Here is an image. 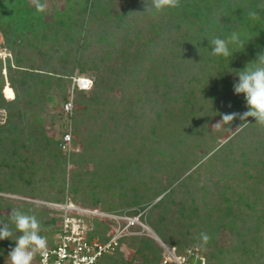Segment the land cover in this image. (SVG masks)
Segmentation results:
<instances>
[{
	"label": "trees",
	"instance_id": "trees-1",
	"mask_svg": "<svg viewBox=\"0 0 264 264\" xmlns=\"http://www.w3.org/2000/svg\"><path fill=\"white\" fill-rule=\"evenodd\" d=\"M115 1L77 0L79 4V7H77L71 0H68L69 7H56L57 19L54 23L58 25V28H55L57 30L55 32L56 37H59V33H63L69 42L71 39V41L73 40L76 43L75 38L70 36L64 28L68 26L67 19L74 18V15L77 14L80 17V14H82V17L86 19H83L80 25L84 24L83 22L86 20V25L88 22L95 25L96 28L98 27V32H95V34L106 44L103 55L97 58L91 57L84 53V50L87 49L88 41L84 42L82 36H79L81 43L78 40L76 44L81 46V48L79 53L76 49L74 58L70 57L72 50L69 49L70 46L64 48V54L67 55L66 58L69 59V63L73 64V67L59 72L56 67L46 70L40 68L34 58L28 53V49L31 48L33 43L30 36L38 35L41 27L49 26V24L45 23L43 19L44 12L40 10L38 4L32 3L31 0H0V31L4 36V41L0 42V46L4 45L15 53V66L12 67L10 62H8L7 75L2 74V72L0 75V107H5L8 111L6 123L0 125V192L28 194L31 191L33 193L35 188L34 180L39 173L38 185L40 192L38 195L46 196V192L52 185L57 186V189L65 195L67 187L66 150L63 149L62 142L68 127V121L66 129L63 130L62 128L61 136L57 138L47 136L43 127L44 118L42 117V111H45L43 104L46 100H44L45 98L42 100V96L44 97L48 91L45 92L44 89L46 88L41 87L47 86L49 89L52 83H56L62 89L64 84L69 83L73 79L75 67H78L82 72L91 73L93 79V85L89 89V91L91 90L90 95L86 97L87 101L84 100L85 108L89 110L86 114L87 118H79L78 122L83 124L88 122L91 116L90 106L99 103L104 96H107L106 92L110 89L108 81L113 80L114 83H123V88L126 91H131L133 97L139 95L137 97L143 99V92L148 97H156L155 100L158 101V110L156 112L158 114L153 119L152 125L154 124L157 127L162 125L165 117H173V119L178 120L176 115L179 113L176 115L174 113L178 110L177 105H180V110L184 111L188 105L187 102L185 104L184 98L196 93L195 91L200 93L202 91V94H205L206 91L207 96L211 98L214 96L218 97L217 91H215L217 88L214 87L219 85L218 80L213 81L218 78L219 68L218 66L216 68V63L224 66L225 58L210 54L211 45L207 37L210 38L212 35H216L226 38L232 32L239 33L242 38L240 40L245 42V44L243 49L239 45H235V51L237 52H235V58L237 55L243 61L235 62V60H232L229 64V69H234L235 67V69L239 68V71H241L246 67L242 63L253 62L259 53L264 52V0H180L178 8L166 9L159 14L143 12V0H120L119 10L115 12V6L119 4ZM148 2L150 3V0ZM136 10H138V17L136 19L130 18V13H136ZM251 11H255L259 19L252 20L249 17V12ZM79 21L80 18H77L74 23ZM250 21H254V25H250ZM120 29H125L126 33L121 37H117V34L121 35ZM87 30L90 29H86L85 33ZM165 31L172 32L164 37ZM90 35H92V31H88L86 36ZM108 37L110 38L109 40L106 39ZM247 39L251 41V44H248ZM232 45H229L230 51L232 50ZM192 59L209 69L215 70L216 68V72H213L214 74L212 73L206 79L207 87L198 88L196 85L201 80L195 74L193 75L192 69L191 71L189 70V67L192 66L189 60ZM110 61L113 63V67L108 65ZM0 69H2L1 60ZM223 70L224 72L226 71V69ZM5 77L8 78L9 85L7 86ZM234 84L232 81L228 82V84L223 85L221 91L224 95H227V99H232V95H235L237 100L242 97L240 106L234 105L228 107L229 109H224L228 114H238L237 118L231 122V125L240 127L245 121L241 120L239 116L247 111L248 108L246 103L244 104L246 102L244 95L234 93ZM144 86H148V88L143 91L142 88ZM75 89H77L74 95L76 103L85 98V96L81 95L86 91ZM230 89L231 93L228 92ZM69 91V87H64L65 99L63 103L71 97ZM222 95L218 98L222 99L225 97ZM37 97L41 98L37 100ZM213 102L215 103V101ZM105 103L106 101L103 100L101 104L105 105ZM216 107H218V104ZM102 109H105V106ZM162 113L167 114L164 116ZM187 116H181L182 118L179 121L184 129L188 130V127H190L191 133L203 135L202 131H200V123L203 124V117L200 111L193 116V118L197 119H191L189 111ZM78 122H74L75 128L73 131L75 133L80 131L79 127L76 126ZM103 124H107V122ZM256 124L253 118L250 123L242 127L239 132L231 136L216 150L214 149L219 146L218 144L206 146L204 157L211 151L212 154L209 158L216 159L220 154H225V152L230 155V147H232L234 141L236 142L245 133L247 136H251V141L247 142L249 145H246L247 150L243 152V156L246 157V163L257 167L258 165H253L252 161L258 159L261 164H264V135L254 131L259 126V124L257 126ZM212 136L215 137L214 134ZM159 138H162V136ZM152 147L155 148V151H160L157 147ZM175 147L180 153L185 152V150L179 148V145H175ZM146 150L147 147L143 148L142 146L139 149L137 155L139 158L136 159L137 163H139L137 164L138 166L136 164L134 166V170H138L134 173L135 177H137L138 172L140 173V166L143 161H150L152 164L155 162V160L146 155ZM157 152H152L151 155L157 154ZM253 154L255 157H252ZM186 155V157H182L184 164L176 174H171L170 177L168 175L165 179L159 180L158 184L151 188V192L142 194L141 197L143 198H147V195L152 196V199L158 198L151 208H167L172 201H175L173 196L176 190L180 189V187L188 186L187 183L192 177L193 171L186 176L184 174L195 164L198 165L199 160L190 159L192 152H188ZM257 155L258 157L256 158ZM52 157L55 158V162L50 164L48 159H52ZM201 164L199 163L197 168ZM242 164L245 165L243 162ZM125 166H129V164ZM256 170L261 176L259 183H264V168L257 167ZM183 171L185 172L183 173ZM131 173L133 172H130V175ZM113 174L119 176V171H115ZM103 177L106 179L107 176L103 175ZM250 177L254 178L255 176L250 174ZM60 178H62L63 183L58 186L57 180ZM76 178L79 179L75 180ZM110 178H112L110 183L116 182L112 176ZM82 180V174L76 173L75 178L71 180V189L69 188L72 195L67 197V199L73 200L84 207L99 208L104 211L116 208L117 202L112 200L105 202L101 196L90 194L91 196L87 199L83 197L84 191H81L82 188L78 189L76 187V182ZM243 180L246 181V178ZM245 188L252 189L254 193L244 192L239 194V206H232L235 201V194L224 197L223 195L220 196L221 193L213 192L210 189L207 192H196V190L195 192H190L189 190L186 198L178 206L182 214L191 219L190 225L195 227L197 231H203V224L211 219H214L220 225L226 219L231 221L230 224L232 225L235 222L237 224L241 222L239 218V215H241L245 221L256 222V226L251 228L244 224L243 227L245 226L246 229L244 234H240V229L243 227H237L236 231L237 236L240 237L237 250L239 251L240 249L242 251L239 257L243 259L244 263L247 262L248 264L251 260L250 258L256 255L257 251H260L262 256H264V207L257 206L260 200L259 187L247 185ZM198 193L204 194L202 201L209 206L207 215H203L205 218L196 213L202 202H199V198H197ZM123 194L128 195L126 189L124 191L121 190V197ZM191 196L192 200H190ZM141 197L135 193L132 198H124L126 200L123 205L138 206L142 203ZM210 198L216 199L206 201V199ZM53 199L54 202L67 200L61 195H57ZM147 200L149 201V198ZM147 200L142 204H145ZM122 203L123 201L120 205ZM13 208L35 215L40 221L42 228L45 229L41 232V235L51 234L48 241H52V237L60 227V222L63 218L62 210L50 206L38 209L35 208L34 204L24 201L16 202L14 199L0 196V220L9 223V226L13 229L12 240L15 239V227L11 224L9 215ZM242 210L245 211L243 212ZM150 216L149 214L147 217H149L151 225L159 236L166 243L176 246L178 257L185 256L188 259L187 256H191L188 250L197 248L198 252L200 251L206 257L204 264H207L208 260H211L212 254L216 253L214 247L210 254L206 252L205 248H212V246L209 244L205 246L202 243L205 241V236L216 238L217 233L214 234L212 232L201 238H199V235L194 238H186L182 236L181 232H169V224L175 223V217L170 220L165 212H162L158 220H153ZM92 217L94 225L89 230L90 236H98L103 240L108 239L113 232L114 222L109 220V218ZM86 218L88 219L89 217ZM12 240H0V264H10L6 260L10 250L15 247V242ZM127 240H130L129 243L133 246L134 241H139L137 251L143 256V261L140 264H161L162 248L156 240L145 236L122 237L119 245L122 246ZM207 240L211 241L213 239L209 238ZM121 246H118L112 254H105L101 259V264H129V262L124 263L117 256L120 254ZM222 249L220 248V251ZM261 262L258 260V264ZM174 264H177V262L174 261Z\"/></svg>",
	"mask_w": 264,
	"mask_h": 264
},
{
	"label": "rangeland",
	"instance_id": "rangeland-1",
	"mask_svg": "<svg viewBox=\"0 0 264 264\" xmlns=\"http://www.w3.org/2000/svg\"><path fill=\"white\" fill-rule=\"evenodd\" d=\"M71 1L74 5L79 7L77 0ZM31 2L38 4L40 10L42 6V11L44 12L43 19L45 23L49 24V26L41 27L38 35L30 36L33 43L31 48L28 49V53L34 58L40 68L46 70L56 67L59 72H62L66 68H72L73 64L69 63V59L66 58L67 55L64 54V48L70 46L69 49H72L70 57L74 58L76 49L79 53V49L81 48V46L76 44L79 40V36H82L84 42L88 41L87 49L84 50L85 54L96 58L104 54L106 44L95 34V32H98V27L96 28L95 25L88 22L86 25V20L83 22L84 24L80 25V23H82L81 21L86 19L85 17H82V14H80V17L77 14L74 15V18L72 17L67 19L68 26L64 28L70 36L75 38L76 43H74L73 40L71 41V39L69 42L63 33H59V37H56L57 35L55 32L58 28V25L54 24L57 19L56 7H69L68 0H31ZM115 2L119 3L118 5L116 4L114 9L115 12H118L121 2L120 0H116ZM114 11L112 12L114 13ZM137 12L138 10H136V13H130V18L136 19L138 17ZM77 18H80V21L74 23ZM250 25H254V21H250ZM86 29L90 30H87L85 33ZM88 31H92V35L87 37L86 35ZM171 32L172 31H165L164 37ZM120 33L121 35L117 34V37L123 36L126 33V30L122 29ZM106 39L109 40L110 38L108 37ZM240 39H242L241 36ZM3 41L4 36L0 31V42ZM248 44H251L250 40L248 41ZM0 52V60L2 61L0 75L1 72L4 74V70H6L7 75L6 68L8 67V62H10L12 67L15 66V53L4 45L0 46ZM231 52H233V55L224 59V66H220L216 63V68L217 66L219 68L218 78L213 81L215 82L218 80V87L214 86L217 88L215 91H217L218 97L223 94L221 91L223 85H226L231 81L233 83L238 82V76L236 73L239 72V68L235 69L234 67V69H229V64L232 60H235V62H242L243 60L239 59L237 55L235 58V44L232 45ZM189 61L192 64V66L189 67V70L191 71L192 69L191 72L193 75L195 74V76L201 80L200 83L196 84L198 88L204 86L207 87L208 83L206 79H208L213 72H216V68L215 70L209 69L204 67L202 64L195 62L193 59ZM109 63L110 64L108 65L113 67V63H111V61ZM242 64L246 66L248 63L245 62ZM223 69H226V71L224 72ZM75 75H86L92 78L91 73L82 72L78 67H75L74 69L73 77ZM5 79L8 83V78L5 77ZM73 83L74 80L71 79L69 83L64 84V87H69V95L73 96L74 99L77 89L73 88ZM123 85V83L119 82L114 83L113 80L108 81V87H110V89L106 92L107 96H104L103 98V100L106 101L105 105L101 104L103 101L101 100L99 103L90 106L91 118L89 117L88 122H85L84 124L78 122L77 120L79 118H85L87 112L89 111L85 108L86 104L84 103V100L87 101L86 97H89L91 90H85L86 92L81 95L85 96L83 100H79L76 103L74 101V112L72 116V145L71 149H65L67 171V187L65 195L57 189V186L53 185L46 192V196L38 195L40 192L38 185L40 175L38 173L34 180L35 188L33 193H31V191L28 194L0 192V196L14 199L16 202H28L34 204L35 208L41 209L44 208V206L48 207L49 205L45 202L53 201V198L57 195L64 196L65 199L71 196L72 193L69 190V188L71 189V180L75 178L76 173H81L83 180L79 181L80 183L76 182V187H78V189L82 188L81 191H84L82 194L83 197L87 199L91 196L90 194L101 196L105 202H109L111 200L117 202L116 208L109 209L106 212L112 214L136 215L140 217V221L143 225H135L131 228L133 232L125 235L124 237L145 236L156 240L162 248L161 264H174V261H176L177 264H186L184 260H187L184 256L180 259L182 262L178 261L176 258V256H178L176 246L166 243L155 231L149 221V217H147L150 214L152 216H150L151 219L158 220L162 212H165L170 220L174 217L176 219L175 223L169 224V232H181V234H183L182 236H185L186 238H194L197 235L201 238L202 236L209 235L212 232L214 234L217 233L216 238L207 236V239L212 238L213 240L208 241L205 239L202 243V245L205 246L207 244L212 246V248H205V251L209 254L213 251V247L214 250L216 249V253L212 254V258L211 260H208L207 264H247V262L244 263L243 259L239 257L242 254V251L240 249L239 251L237 250V244L240 241V237L237 236L236 231L237 227L241 228L244 224H246L249 228L255 227L256 222L245 221L241 215H239L241 222H238V224L235 222L232 225L230 224L231 221L226 219L221 222V225L215 222L214 219H211L207 220L205 224H203V231H197L195 227L190 225L192 222L191 219H188L186 215H183L178 206L186 198L189 190L190 192H195V190L196 192H207L209 189L213 192L221 193L220 196L223 195L224 197L235 194V201L232 206H239V194L244 192L254 193L252 189H246L245 186L255 185L259 187L258 190L260 197L257 206L264 207V183H259L261 176L256 170L257 167L264 168V164H261V162L257 159L256 161L253 160L252 164L258 166H251L246 163V157L243 156V152L247 150L246 145H249L247 142L251 141V136H247L244 133L236 140V142L234 141L232 147H230V155L225 152V154H220V156L216 159L212 157L209 158L212 154L211 151L206 157H204L206 146L218 144L219 146L214 150L218 149L221 144L226 142L231 136L239 132L242 127L246 126L253 120L252 117L249 118V120L243 122L240 127H236L234 125L232 126L231 123L229 125L227 122L221 121L222 116L224 114H228L224 109H229L228 107L234 105L240 106L242 103V97L237 100L235 95H232V99H227V95L223 94L225 97L222 99L215 96L211 98L210 96H207L206 91L205 94H202V91L201 93L195 91L196 93L190 94L184 98L185 104L186 102L188 104L184 111L180 110V105H177L178 110L174 113L175 115L179 113L176 115L178 120L173 119V117H165L162 125H158L156 127L154 124L152 125L153 119H155L158 114L156 112L158 110V101L155 100L156 97H148L144 92L143 99L138 98L137 96L139 95L133 97V93L128 90L126 91L123 88ZM64 87L60 89L59 85L56 83H52L49 89L47 86L41 87L46 88L44 89L45 92L48 91L44 97L42 96V100L44 98V100H46L43 104L45 111H42V117L44 118L43 127L47 136L51 138L61 136L62 128L65 130L67 127L68 118L63 111V102L65 99ZM147 88L148 86H144L142 89L144 91ZM228 92L231 93V89ZM50 97H52V99H50ZM38 98L41 97H37L36 99L38 100ZM213 101H215V103ZM245 103L246 102H244V104ZM217 104L218 107H216ZM104 106L105 109L101 110ZM188 111L190 113V118L193 120L197 119L193 118V116L200 111V114L203 117V124L200 123V131H202L203 135L193 134L190 131V127L186 130L180 124L179 121L180 118H182L181 116H187ZM210 112L212 117L210 116ZM166 114L167 113H162L164 116ZM7 119V109L5 107H0V125L5 124ZM75 121L78 122L79 126H76L80 129V131L76 133L73 131L75 128ZM104 122H107V124H103ZM259 126L257 130L254 131H257L260 135H264V126ZM212 134H214L215 137H213ZM150 136H152L151 139ZM160 136H162V138H159ZM199 139L201 140L199 141ZM175 145H179V148L185 150V152L180 153V151L176 149ZM141 146L143 148L147 147L148 151L146 150V155L155 160V162L152 164L150 161L142 160L143 164L140 166V173L138 172L137 177H135L134 173L138 170H134V166L139 163H137L136 159L139 158L137 155ZM152 146L157 147L160 151H155V148ZM152 152H157V154L155 153L151 155ZM188 152H192V157H190V159L199 160V163H202L199 168H197L199 165L198 163V165L195 164L192 166L189 171H183V173L185 172V176L189 174V172L193 171L192 177L188 180V186H184L182 188L180 187V189L176 190L173 196L175 201H172L167 208H151L152 204H154L158 198L152 199V196L150 195H147V198H143L141 197L142 194L151 192V188L155 187L159 180L165 179L168 175V177H170L171 174H176L180 170V167L184 164V162H182V157H186ZM231 157L235 159H232ZM252 157H255V155L253 154ZM257 157L258 155L256 158ZM48 162L53 164L55 162V158L52 157V159H48ZM242 162L245 163V165L242 164ZM128 164L129 166H125ZM115 171H119V176L113 174ZM130 172L133 173L130 175ZM249 173L255 177H250ZM103 175L107 176L106 179H104ZM110 176H112L116 182L110 183V179H112ZM244 178H246V181L243 180ZM78 179L76 178L75 180ZM62 183V178L57 180L58 186ZM165 183L166 182H164V184ZM124 189H126L128 195L123 194L121 197V190L124 191ZM135 193L141 197L142 203L148 198L149 201L147 200L145 204L140 203L138 206H124L123 204L126 200L124 198H132ZM203 195V193H198L197 198H199V202L202 201ZM215 199L216 198H210L206 199V201ZM190 200H192V196L190 197ZM122 201L123 203L120 205ZM208 208L209 206L205 205L202 201L200 208L197 209L196 213L200 214L201 217H204L203 215H207ZM242 211L244 212L245 210ZM198 217L197 219L199 220ZM92 219L93 217L90 219L91 227L94 225ZM109 220L114 222V226L117 225V221L115 219L109 218ZM112 231L114 232V229H112ZM245 232L246 229L244 226L240 229V234H244ZM50 236L51 234L45 235L47 240H49ZM129 241L130 240H127V242L122 244V246L119 245L121 246V251L117 256L120 260H123L124 263L129 262V264H140L143 261V256L137 251L139 241H134V246L130 245ZM220 248H223L222 251H220ZM190 251L191 249L188 250L189 253H191ZM198 254L201 257L203 256L200 251ZM187 258L189 257L187 256ZM250 259L251 260L248 264H258V260L262 261L261 263H264V256H262L260 251H257L256 255ZM6 261L10 262L8 258ZM205 261L206 257H204V262Z\"/></svg>",
	"mask_w": 264,
	"mask_h": 264
},
{
	"label": "clouds",
	"instance_id": "clouds-1",
	"mask_svg": "<svg viewBox=\"0 0 264 264\" xmlns=\"http://www.w3.org/2000/svg\"><path fill=\"white\" fill-rule=\"evenodd\" d=\"M144 11L149 14H159L166 9H176L180 6V0H143ZM42 10V6H41ZM252 20L259 19L255 11L249 12ZM211 45L212 56L228 58L233 55L229 45H239L243 49L245 42L240 40L237 32H232L226 38L212 35L207 37ZM238 82L233 85L234 93L243 94L248 110L239 116L241 120L247 121L249 117L255 119V123L264 126V52L259 53L255 61L250 62L246 67L237 72ZM236 113L224 114L221 121L230 124L237 118ZM218 124V123H217ZM11 224L15 227V239L12 240L14 232L9 223L0 220V240H12L15 242L8 253L10 264H33L37 255L41 258L48 255V240L41 232L45 229L35 215L13 208L9 215ZM19 233V235H17ZM205 239L207 237L205 236Z\"/></svg>",
	"mask_w": 264,
	"mask_h": 264
},
{
	"label": "built area",
	"instance_id": "built-area-1",
	"mask_svg": "<svg viewBox=\"0 0 264 264\" xmlns=\"http://www.w3.org/2000/svg\"><path fill=\"white\" fill-rule=\"evenodd\" d=\"M4 74L6 75V70ZM73 80L74 89L89 90L93 85L92 78L86 75H75ZM63 111L68 118V127L63 137L62 147L68 150L72 145L73 96L64 103ZM45 203L62 210L63 218L52 241H48L47 257L41 258L37 255L33 264H101L102 257L113 253L119 246L120 239L133 232L131 228L137 224L143 225L139 216L112 214L99 208L81 206L70 199L64 202L47 201ZM92 216L113 218L117 221L116 227L113 228L114 232L108 239L90 236V218L86 217ZM176 258L181 261L180 257L176 256Z\"/></svg>",
	"mask_w": 264,
	"mask_h": 264
},
{
	"label": "water",
	"instance_id": "water-1",
	"mask_svg": "<svg viewBox=\"0 0 264 264\" xmlns=\"http://www.w3.org/2000/svg\"><path fill=\"white\" fill-rule=\"evenodd\" d=\"M191 256L186 260L187 264H204V258L199 256L198 249H191Z\"/></svg>",
	"mask_w": 264,
	"mask_h": 264
}]
</instances>
